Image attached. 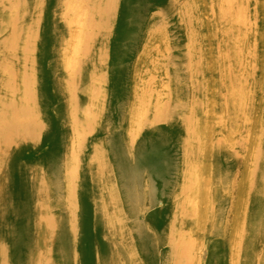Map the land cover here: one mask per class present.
Returning <instances> with one entry per match:
<instances>
[{"label":"bare ground","instance_id":"6f19581e","mask_svg":"<svg viewBox=\"0 0 264 264\" xmlns=\"http://www.w3.org/2000/svg\"><path fill=\"white\" fill-rule=\"evenodd\" d=\"M0 264H264V0H0Z\"/></svg>","mask_w":264,"mask_h":264},{"label":"rangeland","instance_id":"374dc122","mask_svg":"<svg viewBox=\"0 0 264 264\" xmlns=\"http://www.w3.org/2000/svg\"><path fill=\"white\" fill-rule=\"evenodd\" d=\"M24 154H25L26 156H30V155L34 154V152L31 150V148H27V149L24 151Z\"/></svg>","mask_w":264,"mask_h":264}]
</instances>
